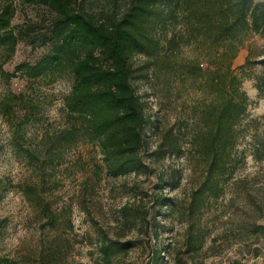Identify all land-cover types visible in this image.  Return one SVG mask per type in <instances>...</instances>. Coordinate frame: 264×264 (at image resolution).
I'll return each mask as SVG.
<instances>
[{
    "label": "rangeland",
    "instance_id": "1",
    "mask_svg": "<svg viewBox=\"0 0 264 264\" xmlns=\"http://www.w3.org/2000/svg\"><path fill=\"white\" fill-rule=\"evenodd\" d=\"M84 7L102 19L123 13L127 0H89ZM53 18L43 5L17 1L16 52L5 62L7 52L0 51V66L15 74L0 77V264H103L104 237L133 244L115 264H264V230L258 229L264 226V155L260 161L255 156L264 140V93L258 88L264 40L252 37L234 61L236 68L244 65L251 52L256 63L242 75L247 111L236 127L227 172L218 176L214 165L209 169L214 146L204 142L206 135L195 140L197 132H207L206 95L195 71L202 53L185 43L181 19L159 25V62L146 54L131 58V80L147 118L145 167L114 178L96 143H75L66 134L74 124L65 107L71 71L63 66L31 78L17 69L52 54L51 43L33 48L49 34ZM6 102L13 103L9 113ZM211 185L218 194L194 201ZM147 210L142 221L137 214Z\"/></svg>",
    "mask_w": 264,
    "mask_h": 264
},
{
    "label": "trees",
    "instance_id": "2",
    "mask_svg": "<svg viewBox=\"0 0 264 264\" xmlns=\"http://www.w3.org/2000/svg\"><path fill=\"white\" fill-rule=\"evenodd\" d=\"M17 1L43 5L54 15L49 34L33 48L51 43L54 45L52 54L34 66L23 64L17 69L31 78L63 66L71 71L73 87L65 107L74 124L66 134L75 143H96L108 174L114 178L136 174L145 167L141 152L146 145L143 128L147 118L131 80V58L135 54H146L158 63L157 27L166 25L169 20L181 19L185 43L202 53L196 57L195 71L202 75L206 95L202 122L207 132H197L195 140L199 143L206 135L204 142L214 146L215 155L209 169L214 165L216 175L226 174L238 141L236 127L248 106V97L242 90V75L256 63L251 60V52L244 65L236 68L234 61L252 37L259 36L264 40V1L127 0L123 13L107 14L101 19L85 9L89 0H3L0 51L7 52L5 62L13 57L19 43V36L12 27ZM260 62L264 63V59ZM204 64L207 68H203ZM1 76L10 79L15 74L6 73L1 65ZM259 83L258 88L263 94L264 82ZM12 106L13 103L6 102L2 107L9 113ZM204 145L201 144L200 150L205 149ZM263 155L264 140L255 148L259 161ZM217 191L218 186L211 185L200 190L194 201L200 202L210 192L218 194ZM167 204L172 206L173 202L169 200ZM123 211L128 213V208ZM148 215L149 210L137 214L142 221H147ZM132 223L136 225L137 220ZM258 229L263 231L264 226ZM132 247L130 241L102 238L99 242L102 263L115 264V260ZM161 252L156 249L157 259L162 257ZM233 264L243 263L236 261Z\"/></svg>",
    "mask_w": 264,
    "mask_h": 264
}]
</instances>
